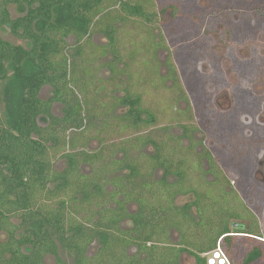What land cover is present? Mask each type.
I'll list each match as a JSON object with an SVG mask.
<instances>
[{
  "label": "trees",
  "instance_id": "1",
  "mask_svg": "<svg viewBox=\"0 0 264 264\" xmlns=\"http://www.w3.org/2000/svg\"><path fill=\"white\" fill-rule=\"evenodd\" d=\"M11 4L19 16L12 17ZM156 15L153 0H0V29L28 44L0 35V78L9 64L15 113L10 127H0V233L7 235L0 240V264H45L47 255L66 264L60 248L73 252L75 264H181L185 252L205 264L202 254L218 241L232 264L264 259V241L231 228L235 219H255L224 190L219 163L184 146L170 125L148 130L158 108L144 102L139 88L158 96L166 85L153 25L139 22L152 24ZM130 21L138 38L128 33V49L117 32ZM95 33L108 44L92 42ZM143 34L150 37L145 44ZM108 54L110 60H99ZM46 85L52 95L43 99ZM109 87L122 94L112 95ZM164 97L165 111L172 110V98ZM55 102L64 106L61 116L52 113ZM54 158L65 166L55 168ZM186 195L189 201L176 204ZM96 239L100 246L88 255Z\"/></svg>",
  "mask_w": 264,
  "mask_h": 264
},
{
  "label": "flooded vegetation",
  "instance_id": "2",
  "mask_svg": "<svg viewBox=\"0 0 264 264\" xmlns=\"http://www.w3.org/2000/svg\"><path fill=\"white\" fill-rule=\"evenodd\" d=\"M165 1L155 0L156 60L159 77L166 85L156 94L168 92L166 96L172 98L169 113L176 112V104L183 102L186 106L165 125L171 126L170 133L184 146L194 145L195 153L211 156L219 163L224 190L235 193L255 219H235L231 228H243L244 233H238L241 237L255 236L264 241V0H205L202 6L189 0L194 9L189 31L198 36L181 44L174 39L175 48L169 40L173 37L176 5ZM213 1L220 6L219 12L211 8ZM166 13L169 20L164 18ZM185 44L198 47L190 53V46L187 55ZM218 96L226 98L223 106ZM145 150L153 152L151 146ZM208 157L202 161L207 162L205 170ZM206 178L212 181L214 175L209 172ZM128 209L133 212L135 206ZM129 224L130 220H125L124 225ZM95 243L98 245L92 254L99 248L100 240L96 239L88 247V255H92L89 248Z\"/></svg>",
  "mask_w": 264,
  "mask_h": 264
},
{
  "label": "rangeland",
  "instance_id": "3",
  "mask_svg": "<svg viewBox=\"0 0 264 264\" xmlns=\"http://www.w3.org/2000/svg\"><path fill=\"white\" fill-rule=\"evenodd\" d=\"M194 1L199 6L205 5V0H194ZM154 2H155V0H154ZM167 3H174L176 5V13L177 14H176V18H175V23H174L173 26H171L172 27L171 30L173 32V37L170 38V40H169L171 48H175L174 45H176V44L172 43V42H174V39L176 40L177 44L178 43L181 44V43H183V41H185L187 39L189 40L192 37L195 38V35L197 34V32L193 33V31H191V32L189 31V30H191V28L189 26V24L191 22H189V20L192 19V15L191 14H192V11H194V9H192L193 7H192V4H191V2L189 0H166L165 4H167ZM231 7H232V9L234 11L235 9L233 8V5ZM155 8L157 9L156 2H155ZM211 8L214 9V11L217 10L218 12H219V10H221V8L218 5L217 1H213V4H212ZM9 11H10L12 17L19 16L20 13H21L18 10V6L16 4L9 5ZM164 18L166 20H169L170 19V15H168V13H166L164 15ZM196 22H198L197 19H196ZM139 23H140L141 26H148L149 27L150 25H153L152 26V30L155 33V35L157 34V28H155L156 27V20L152 24H147V25H145V22H143V21H141ZM178 24L182 25V28H179ZM117 25L119 26L121 24L118 23ZM135 26L136 25L132 21H130L129 23H126V24L122 25L121 28H120V31L117 32V34H118L117 36L123 41V47H125V45H126V47L128 49L131 48V46H129V44H128V38H127L128 37V33L129 34L133 33L132 36L138 38V35H137L138 33L135 30ZM0 35L5 40L11 42L12 44L23 45L24 47H27V45H28L25 40L16 38L6 28H1L0 29ZM196 36H198V35H196ZM147 38L150 39L149 36L146 37L143 34L141 36V41L145 44V43H147V40H148ZM91 40H92V42H94L95 44H98V45H106V44H108V41H109L107 39V37H105L101 33H95L91 37ZM190 46H191V49L189 48ZM190 46L185 44L184 48L187 50V55L189 54V52H188L189 49H190V53H191L193 50H195V48L198 47V45L197 46L196 45H190ZM218 48H219V46H218ZM128 49H126V48L123 49V53H124L123 54V59L124 60H126V56H127L126 53H127ZM182 50H184V49H182ZM179 51H177V52H179ZM164 56H165V54L163 53V57ZM110 59H111V56H110V54H108V55L102 56V58L99 59V60L102 61V62H106V61H108ZM122 63L119 65L120 68H124V65ZM6 69H7L6 77L3 78V79L0 78V92H1V96H2V100H1V103H0V122H1L0 123V127L1 126L10 127V123L12 122V117L15 114L14 113V108H13V106L12 107L10 106V102H9L10 101V97L13 95L12 90H13V87H14V85H13L14 74H13V70H12V68H11V66L9 64H6ZM106 72L107 71L104 70V73H103L104 77L109 75ZM127 78H128V76L126 74H124L122 76V80H121L123 82L122 85H121L122 87H124L126 85V83H128ZM109 89H111L110 93H112V95L118 96V95L122 94V92H120V91H112L111 87H109ZM139 89H140V91H143L145 93L144 97H143L144 102L146 104H150L151 106L154 105L156 108L159 109V111H158V121H157V123L154 126H151V129L154 130V131H156L160 126L165 125L172 118H175L177 114H179L180 112H182V110H184L186 108L185 103L181 102L179 104H176V112L175 113L171 112L172 113L171 114V113H169V111H165L164 112V107H165V101H164L165 97L164 96L168 95V92L166 94V92L162 91L161 96H155V95H152L153 94V90H151L150 88H146V90H145V87H142V88H139ZM51 95H52V88L50 86H48V85L43 86L42 89H41V92H40V97L45 99V98H48ZM158 97H160L162 100H160V98H158ZM217 100L219 101L218 103L221 106H223L225 104V102H226V98H224V97L220 98L218 96ZM199 103H203V101L199 100ZM162 108H163V110H162ZM123 111H124V108L123 109L122 108L118 109V112H123ZM52 113L54 115L61 116L64 113V106L61 103L55 102L53 104V106H52ZM163 113H166V114H163ZM192 113H194V115L197 114V112H194L193 110H192ZM196 119H197V117H196ZM40 123L44 124L43 122H40ZM149 129L150 128H148V130ZM174 131L177 132V129H174ZM115 135L116 134L113 133L112 136H115ZM96 145H97L96 141H93L90 144V147L94 148ZM54 160H55V168L61 169V168H63L65 166V161L64 160H60V159L56 160V158H54ZM203 167H207V162H203ZM84 170H87V167H85ZM189 200H190V196H188V195L179 196L176 199V203L179 204V205H182L183 203H185V202H187ZM235 206L242 209V206H243L242 201L241 200L236 201L235 202ZM192 210H193V208H192ZM223 211L225 212V210H223ZM243 211H244V208L242 209V212ZM251 221L254 222L253 219H251ZM245 223H249V221L245 220ZM262 224H263V222H261V224H260L261 227H262ZM254 237L255 236H253V238ZM6 238H7V235L5 233H0V240L1 241L5 240ZM177 240H178L177 233L172 231V241H177ZM97 245H98V243H95L89 248V254H92L95 251ZM59 255L63 258V260L66 262V264H75L74 260H73L72 251H68V250L60 248L59 249ZM53 263H54V257L53 256H47L45 258V264H53ZM182 264H195V259L190 254L184 253V254H182ZM258 264H264V259L261 262L259 261Z\"/></svg>",
  "mask_w": 264,
  "mask_h": 264
},
{
  "label": "built area",
  "instance_id": "4",
  "mask_svg": "<svg viewBox=\"0 0 264 264\" xmlns=\"http://www.w3.org/2000/svg\"><path fill=\"white\" fill-rule=\"evenodd\" d=\"M205 264H232L227 253L222 248L220 241L217 242L216 247L204 253Z\"/></svg>",
  "mask_w": 264,
  "mask_h": 264
}]
</instances>
